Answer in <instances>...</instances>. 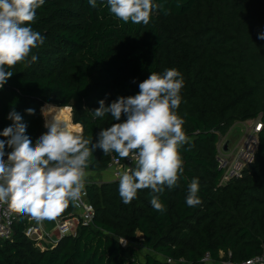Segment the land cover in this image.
Here are the masks:
<instances>
[{
    "label": "trees",
    "instance_id": "1",
    "mask_svg": "<svg viewBox=\"0 0 264 264\" xmlns=\"http://www.w3.org/2000/svg\"><path fill=\"white\" fill-rule=\"evenodd\" d=\"M154 3L162 8L144 25L117 19L107 0H97L96 7L88 0H45L31 24L44 37L28 57L38 60L9 69L13 75L0 88V132L13 123L8 114L15 110L35 143L46 131L42 108L54 104L72 107L83 131L71 132L95 143L103 128L126 119L113 120L110 113L93 119L90 111L100 100L108 106L134 96L151 72L175 68L184 79L177 114L189 143L179 150L184 172L177 186H165L160 195L166 211L153 209L150 189L138 190L126 205L119 179L91 183L93 224L42 247L25 235L21 217L14 237L0 241V264H196L207 253L214 261H224V253L228 262L242 264L264 255V40L258 38L264 33V0ZM250 119L262 121L254 159L241 177L220 185V134ZM113 157L119 156L96 149L88 169L106 170ZM193 178L202 203L189 207ZM137 233L156 256L141 260L135 246L119 240Z\"/></svg>",
    "mask_w": 264,
    "mask_h": 264
},
{
    "label": "clouds",
    "instance_id": "2",
    "mask_svg": "<svg viewBox=\"0 0 264 264\" xmlns=\"http://www.w3.org/2000/svg\"><path fill=\"white\" fill-rule=\"evenodd\" d=\"M45 0H0V88L13 75L9 69L22 62H36L28 57L33 48L44 43V37L34 31L36 11ZM96 7L97 0H88ZM111 14L127 23L147 25L153 10L162 8L154 0H107ZM179 6V5H178ZM170 10L165 9V14ZM264 40V33L259 34ZM27 66V64L25 65ZM134 96L118 97L110 105L100 100L92 118L111 114L120 121L103 128L98 140L73 134L67 124L57 120L45 121L46 131L33 143L26 135L27 125L22 116L12 110L0 136V205L35 217L55 219L70 202H78L85 190L93 153L101 149L105 155L115 152L121 159L129 158L134 167L118 174L119 195L124 204L131 203L138 190L150 189V203L154 210L165 212L160 195L165 186H177L184 172L180 148L189 143L183 130L184 119L177 114L184 87L181 72L175 68L151 72L140 82ZM52 106L42 108L50 113ZM29 115L34 109L26 110ZM11 149L5 152V146ZM7 155V159L4 157ZM199 180L193 178L188 186L186 204L194 207L202 203L198 196Z\"/></svg>",
    "mask_w": 264,
    "mask_h": 264
},
{
    "label": "built area",
    "instance_id": "3",
    "mask_svg": "<svg viewBox=\"0 0 264 264\" xmlns=\"http://www.w3.org/2000/svg\"><path fill=\"white\" fill-rule=\"evenodd\" d=\"M257 120V124L252 129V134H257L262 130V121ZM250 136L249 133L247 135ZM249 138H247L248 140ZM259 142V141H258ZM258 146V144H257ZM256 146V148H257ZM253 153V159L255 155ZM240 154V153H239ZM239 155L235 157L238 158ZM4 159H7L5 155ZM253 161V160H252ZM233 163V162H232ZM228 160L223 163L219 162V168L224 169L225 173L220 185L226 184L233 179H237L243 175L244 168L239 172L236 170L230 174V166L232 164ZM129 167H134V162L129 158L121 159L119 157H113L111 162L108 165L106 171L112 173L114 179H118V174L122 171L127 170ZM88 171V169H87ZM71 209V212L66 215H59L55 220V230L61 235V237L67 235H76L78 228L81 226H90L94 223L96 217V209L94 204L90 201L87 192V183H85V190L82 193L81 199L78 202H70L64 210ZM24 217V233L25 235L34 241L37 242V245L41 243L45 245V232L43 229V220L44 217H35L30 213H23L17 211L13 208H10L7 204L0 205V241L12 239L15 234L16 222L19 218ZM120 242L125 246L127 245L124 239H121ZM54 241H50V244H53ZM126 243V244H125ZM168 262H172L171 259ZM184 262V260H181ZM186 263V262H185ZM196 264H232L227 260L224 261H214L209 253H207L201 260V262ZM242 264H264V255L258 256L250 261H247Z\"/></svg>",
    "mask_w": 264,
    "mask_h": 264
},
{
    "label": "rangeland",
    "instance_id": "4",
    "mask_svg": "<svg viewBox=\"0 0 264 264\" xmlns=\"http://www.w3.org/2000/svg\"><path fill=\"white\" fill-rule=\"evenodd\" d=\"M68 116L70 117L71 122L75 124L72 110ZM256 124H257V120L250 119V120L238 121L235 124H233L226 133L220 134V140L216 145L219 151L218 161L220 163H223L229 158V161L231 163L233 162L232 164H229L230 174H232V172H234L235 170L239 172L247 164L252 163L253 153L258 144L257 134H252L253 133L252 129L253 127H255ZM76 126L78 127V130L74 132H78L80 130V126L79 125ZM248 133L250 135L249 137L247 136ZM247 138L249 139L247 140ZM227 142H228V151H225L224 145ZM237 155L239 156L238 158L235 159ZM88 172L89 175L86 179L87 185L91 183H95L101 186L104 183H111L114 180L112 173L106 170L99 171V170L88 169ZM54 226H55L54 219L46 218L45 220H43V229L45 232V239H44L45 244H50V241L57 242L61 238V235L54 229ZM121 239H124L127 244H131L132 246H135L138 249L141 260H144L148 254H152L156 256V253L153 252V249L144 243L143 237L141 236L140 233H137L136 237L133 239L119 237V240ZM39 246L45 247V245L42 243ZM222 258L223 260H226L224 253H222Z\"/></svg>",
    "mask_w": 264,
    "mask_h": 264
},
{
    "label": "bare ground",
    "instance_id": "5",
    "mask_svg": "<svg viewBox=\"0 0 264 264\" xmlns=\"http://www.w3.org/2000/svg\"><path fill=\"white\" fill-rule=\"evenodd\" d=\"M49 106H52L53 108L49 112H46V115L44 116V120L52 121L57 120L61 123L67 124L70 131H76L78 130L77 124H73L70 120V117L68 116L71 113L72 108L71 107H59L57 105L51 104ZM45 108V107H44Z\"/></svg>",
    "mask_w": 264,
    "mask_h": 264
},
{
    "label": "crops",
    "instance_id": "6",
    "mask_svg": "<svg viewBox=\"0 0 264 264\" xmlns=\"http://www.w3.org/2000/svg\"><path fill=\"white\" fill-rule=\"evenodd\" d=\"M77 125H79L80 126V130L78 131V132H81V131H83V127H82V125L81 124H77ZM46 218H44V220H45ZM54 228H55V226H54ZM49 242V241H48ZM49 245V244H48Z\"/></svg>",
    "mask_w": 264,
    "mask_h": 264
},
{
    "label": "water",
    "instance_id": "7",
    "mask_svg": "<svg viewBox=\"0 0 264 264\" xmlns=\"http://www.w3.org/2000/svg\"><path fill=\"white\" fill-rule=\"evenodd\" d=\"M224 150L228 151V142L224 145Z\"/></svg>",
    "mask_w": 264,
    "mask_h": 264
}]
</instances>
